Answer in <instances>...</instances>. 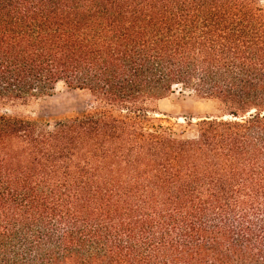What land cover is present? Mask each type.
Returning a JSON list of instances; mask_svg holds the SVG:
<instances>
[{"label": "trees", "instance_id": "1", "mask_svg": "<svg viewBox=\"0 0 264 264\" xmlns=\"http://www.w3.org/2000/svg\"><path fill=\"white\" fill-rule=\"evenodd\" d=\"M175 87L194 137L144 123ZM0 264H264V0H0Z\"/></svg>", "mask_w": 264, "mask_h": 264}, {"label": "rangeland", "instance_id": "2", "mask_svg": "<svg viewBox=\"0 0 264 264\" xmlns=\"http://www.w3.org/2000/svg\"><path fill=\"white\" fill-rule=\"evenodd\" d=\"M88 98L86 91L60 85L52 95L12 102L2 111L35 120L41 126H52L62 119L84 114ZM221 112L218 100L175 87L167 97L148 104L144 123L148 128H163L171 130L175 136L190 138L196 136L202 119Z\"/></svg>", "mask_w": 264, "mask_h": 264}]
</instances>
